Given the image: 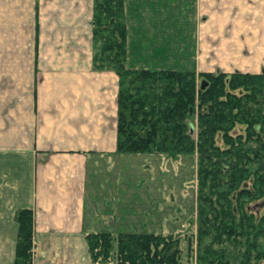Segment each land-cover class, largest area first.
Listing matches in <instances>:
<instances>
[{"label": "crops", "instance_id": "1", "mask_svg": "<svg viewBox=\"0 0 264 264\" xmlns=\"http://www.w3.org/2000/svg\"><path fill=\"white\" fill-rule=\"evenodd\" d=\"M123 13L126 68L264 72V0H123ZM91 18L92 0H0V264L19 209L31 264H112L86 234L156 230L149 177L167 155L116 149L118 79L92 67Z\"/></svg>", "mask_w": 264, "mask_h": 264}, {"label": "trees", "instance_id": "2", "mask_svg": "<svg viewBox=\"0 0 264 264\" xmlns=\"http://www.w3.org/2000/svg\"><path fill=\"white\" fill-rule=\"evenodd\" d=\"M125 33L123 0H92V67L118 79L116 149L195 152L196 229L183 237L89 233L91 259L182 264L185 240L193 264H264V72L129 69ZM14 219L13 264H31V211Z\"/></svg>", "mask_w": 264, "mask_h": 264}, {"label": "rangeland", "instance_id": "3", "mask_svg": "<svg viewBox=\"0 0 264 264\" xmlns=\"http://www.w3.org/2000/svg\"><path fill=\"white\" fill-rule=\"evenodd\" d=\"M197 81L199 82V78ZM158 154L167 155V162L162 163L163 165L161 167V170L163 171L162 173H164V169H166L167 172L162 175L158 172L160 170H158L157 173L152 176L151 174L154 171L152 168L149 179L150 181L152 179H156L158 181L156 184V189L158 191V195L156 194L157 205H160V198L162 199V204L156 210L155 216L152 215L150 218H147L149 222L146 219L148 223L147 228H151L150 226L154 224L152 227H155L156 230L148 232H123L155 233L162 235L171 234L179 235L180 237L189 236L193 234L196 229V154L195 152H192L191 154ZM128 173L129 172H126V175H128ZM137 180H139V184H143L145 182L139 178ZM152 209L153 208L150 209V212H152ZM165 215V220L163 219V221L159 222L158 218H161ZM162 222L163 224H161ZM185 245V240H182L180 244L182 249L181 262L182 264H193V262H189L186 259Z\"/></svg>", "mask_w": 264, "mask_h": 264}, {"label": "water", "instance_id": "4", "mask_svg": "<svg viewBox=\"0 0 264 264\" xmlns=\"http://www.w3.org/2000/svg\"><path fill=\"white\" fill-rule=\"evenodd\" d=\"M200 86L202 87V84Z\"/></svg>", "mask_w": 264, "mask_h": 264}]
</instances>
